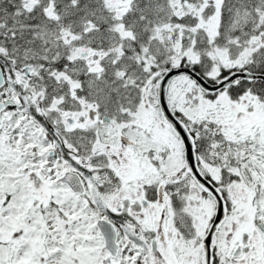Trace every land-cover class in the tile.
Here are the masks:
<instances>
[{
	"label": "snow or ice",
	"instance_id": "obj_1",
	"mask_svg": "<svg viewBox=\"0 0 264 264\" xmlns=\"http://www.w3.org/2000/svg\"><path fill=\"white\" fill-rule=\"evenodd\" d=\"M0 264H264V0H0Z\"/></svg>",
	"mask_w": 264,
	"mask_h": 264
}]
</instances>
